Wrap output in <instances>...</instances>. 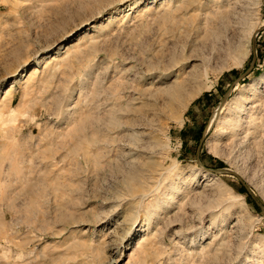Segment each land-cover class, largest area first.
I'll return each mask as SVG.
<instances>
[{
	"label": "rangeland",
	"instance_id": "1",
	"mask_svg": "<svg viewBox=\"0 0 264 264\" xmlns=\"http://www.w3.org/2000/svg\"><path fill=\"white\" fill-rule=\"evenodd\" d=\"M123 1L0 0V264H136L130 253L155 230L164 251L143 264H264V0ZM66 37H84V60L54 70ZM187 72L201 94L186 110L166 105L163 91ZM129 101L140 111L111 127L109 112ZM90 111L99 123L82 138ZM173 166L182 174L171 180ZM134 170L151 188L127 185Z\"/></svg>",
	"mask_w": 264,
	"mask_h": 264
},
{
	"label": "bare ground",
	"instance_id": "2",
	"mask_svg": "<svg viewBox=\"0 0 264 264\" xmlns=\"http://www.w3.org/2000/svg\"><path fill=\"white\" fill-rule=\"evenodd\" d=\"M212 1V0H211ZM230 1V0H229ZM129 2V0H126V1H123L122 2V4H121V6H124L126 3H128ZM192 2V1H191ZM198 2V1H197ZM214 2H216L215 4H218L219 5V7H220V4H223V3H225L224 2V0H216V1H214ZM232 2V1H231ZM234 2H235V0H234ZM233 2V3H234ZM187 3H189V0H188V2ZM186 3V4H187ZM194 3V2H193ZM230 3V2H229ZM191 4V3H190ZM237 4V3H236ZM260 5V4H259ZM221 6H223V7H225V6H229L228 4H224V5H221ZM187 7V6H186ZM204 7V6H203ZM218 7V8H219ZM223 7H222V9H223ZM221 8V7H220ZM226 8V7H225ZM235 8V7H234ZM182 10V9H181ZM188 10V9H187ZM229 10V9H228ZM228 10H226V11H228ZM223 11V10H222ZM225 11V10H224ZM225 11V12H226ZM175 14V13H174ZM206 16V15H205ZM212 17V16H211ZM207 24V23H206ZM205 26V25H204ZM256 27H253V30L255 29ZM251 30V29H250ZM255 31V30H254ZM251 33V32H250ZM83 39H84V37H79L78 39H73V40H71V39H69V37H66L65 38V40H64V42H66V44H68L67 46V49H66V51H64V53L63 54H65L64 56H60L59 57V59H58V63L55 65V69L54 70H56L57 68L56 67H63V66H71V64H74V63H77V65H79V63H81L84 59H83V45L82 46H79V45H81V43H82V41H83ZM63 42V43H64ZM63 43L61 44L60 43V47L58 48V49H61V48H65L66 47V45H64L63 46ZM82 47V48H81ZM53 60V59H52ZM49 62V61H48ZM39 63H40V60H37L36 61V65H34V68L32 67V70H31V73L28 75V77H27V79L25 80V81H27V82H31L32 81V76L35 74V73H37V72H39L40 70L38 69V65H39ZM56 63V62H55ZM48 64V63H47ZM47 64L45 65V67L47 66ZM74 66V65H73ZM63 68H65V67H63ZM68 68V67H67ZM43 69H45L46 70V68H43ZM66 69V68H65ZM69 69H70V67H69ZM44 70V71H45ZM48 70V69H47ZM51 71L53 70V69H50ZM49 70V74H48V72L47 73H43L45 76H43V74H42V76H41V78L40 79H38V81H36V83L38 82V83H42L43 84V86H44V83H46V82H44V81H48V80H45V78H47L48 76H50V78H51V75H52V73H51V71ZM63 71V70H62ZM166 76H168V75H166ZM44 77V78H43ZM199 78V76L197 75V74H193V73H190V72H187L184 76H181V75H179V73L176 75V77L174 78V80L172 81V83L168 86V87H166V89L163 91V92H165V94H166V99H167V101H166V105L167 104H171V105H176L177 106V104H179V106H181V107H183V109H185L186 110V108L189 106V104H190V102L194 99V98H196L197 96H199L200 94H201V92H202V89H197V90H195L194 92H190L189 91V86L192 84V82H197V79ZM167 79V77H160V81L162 80V81H164V80H166ZM33 80H35V79H33ZM36 80H37V78H36ZM16 82V80H14V81H12V83L10 82V85H11V87L8 89V91L6 92V95L7 94H9L10 92H11V90H13V88L15 87V83ZM34 84H35V82H33ZM34 84H33V86H34ZM48 84V83H47ZM46 84V85H47ZM37 85V84H36ZM40 86V85H39ZM42 86V85H41ZM50 86V85H49ZM36 87V86H35ZM208 87V86H207ZM200 88V87H199ZM33 89V88H32ZM38 89H40V88H38ZM163 90V89H162ZM4 98H5V96H3ZM131 97V96H130ZM133 98H134V100H136V96L134 97V96H132ZM133 98H131V99H133ZM131 99H130V101H131ZM133 100V101H134ZM129 101V102H130ZM131 103L132 102H130V103H128L129 105H127V106H125V107H123V105H122V109L120 108V109H117L116 111L114 110L113 112H112V110H111V112H109V113H112L111 115L112 116H110V118L108 119L109 120V123L111 124H109L111 127H113V126H117L121 121L119 120L120 118L119 117H121V116H118V113H119V115L121 114V111H124L123 112V114L124 113H132V114H134V117H135V113H138V111H140V107H138V105L137 106H135V104H133L132 103V105H131ZM136 103V102H135ZM137 104V103H136ZM94 106V105H93ZM238 107V106H237ZM10 108V107H9ZM95 109H96V107H95ZM114 109V108H113ZM118 110H120V111H118ZM180 110V109H179ZM242 110H243V106L241 105V106H239V108H238V113H240V112H242ZM75 111V110H74ZM91 111H93V110H91ZM90 111V112H91ZM110 111V110H109ZM89 112V113H90ZM94 112H98V111H93V113ZM183 112V111H182ZM93 113L91 112L90 113V115H85V117H84V115H83V117H80V119H79V125H80V130L79 131H81L82 133H79L78 135L79 136H81L82 138L83 137H85V130L87 129L86 127L88 126V124L89 123H92V121H94L95 122V120H94V118L95 117H93V116H96V115H93ZM81 114V113H80ZM91 114L93 115V116H91ZM131 114V116H133ZM79 115V114H78ZM98 115V114H97ZM81 116V115H80ZM97 117V116H96ZM100 117V116H99ZM134 117H131V118H128V120L126 121V122H128L127 123V125H131L132 126V128H133V124L135 123V121H136V118H134ZM237 117V116H236ZM82 118V119H81ZM101 118H103V117H101ZM96 119V118H95ZM97 120H98V118H97ZM102 120V119H101ZM105 120V119H104ZM107 120V119H106ZM240 121V118H239V116H238V118L237 119H232V124L231 125H233V126H235V127H237L238 125V122ZM93 122V123H94ZM98 122V121H97ZM97 122H95V123H97ZM106 122V121H105ZM92 123V124H93ZM99 123V122H98ZM97 123V124H98ZM101 123V122H100ZM103 123V122H102ZM122 123V122H121ZM91 124V125H92ZM96 124V125H97ZM121 125V124H120ZM93 126V125H92ZM102 126V125H101ZM99 128V127H98ZM130 128V127H129ZM135 128V127H134ZM92 129V128H91ZM114 130V129H113ZM79 131H77V132H79ZM165 131V130H164ZM101 132V131H100ZM99 132V130H95L93 133L91 132V134L90 135H88V137H89V139L91 140V142L92 143H94V146H95V154H96V156L97 157H100V156H104V152L106 151V149H104V147H105V142H106V139H104L105 138V136L103 135L104 133L103 132H101L100 133ZM134 134V133H133ZM132 134V135H133ZM107 136V135H106ZM126 136V135H125ZM145 136H147V135H145ZM111 137V136H110ZM94 139V140H93ZM110 141V140H109ZM115 141V140H114ZM71 142V141H70ZM108 144V143H107ZM110 144V143H109ZM90 148V147H89ZM105 148H107V146L105 147ZM93 149V148H92ZM132 149V148H131ZM83 151V150H82ZM128 151V150H127ZM130 151V150H129ZM131 151H133V150H131ZM130 151V152H131ZM135 151V150H134ZM152 153H154L153 151H151ZM127 153V152H126ZM156 153V152H155ZM124 154V153H123ZM128 154H131V153H129L128 152ZM86 155H87V153H86ZM119 156V155H118ZM87 158H88V155L86 156ZM143 160V159H142ZM55 166V165H54ZM180 170V168L179 167H177V166H173V168H167L166 169V173H168V177H169V179H171V180H173L172 179V176H179V175H181L182 173L179 171ZM162 171H164V170H162ZM139 172H140V170H139ZM139 172H137V171H130L129 172V176L127 177V179L125 180V182L127 183V185L129 186V185H131L132 183H134V182H136V180H140L139 181V184L142 186V185H148V187H149V182H151L150 180L151 179H149V178H147L146 176H144L143 175V173H139ZM181 173V174H180ZM41 176V175H40ZM141 176V177H140ZM34 177H36V176H34ZM39 177V176H38ZM37 177V178H38ZM42 177V176H41ZM32 178V177H31ZM153 178V177H152ZM176 178V177H175ZM40 179V178H39ZM38 179V180H39ZM31 179H29V181L27 180V182L26 183H24V184H28V182L29 183H31V185H33L32 183H33V180H35L36 181V183H37V180H36V178L35 179H33L32 180V182L30 181ZM26 181V180H25ZM24 181V182H25ZM39 181H41V180H39ZM38 181V182H39ZM68 182V181H67ZM64 183V182H63ZM23 184V185H24ZM34 184H35V182H34ZM38 184V183H37ZM44 184V183H43ZM22 185V186H23ZM27 187H28V185H26ZM38 186V185H37ZM152 186H153V184H152ZM29 187H30V185H29ZM28 187V188H29ZM31 187H33L34 188V186H31ZM31 187L29 188V189H31ZM149 188H151V186L149 187ZM159 188V187H158ZM176 189H177V187H176ZM205 190V189H204ZM153 191H154V189H152L150 192H146V190H145V192H143V193H141L138 197H140V199L141 200H144L145 198L147 199V197H149V196H152V194H153ZM187 191H189L188 189H187V185L185 186V193L187 192ZM155 192V191H154ZM172 192H170V191H168V189H166L165 191H164V197H166L168 194H171ZM155 194V193H154ZM173 194V193H172ZM175 194V193H174ZM187 196V195H186ZM196 197V196H195ZM169 198H170V196H169ZM173 198V197H172ZM156 199V198H155ZM160 199V198H159ZM171 199V198H170ZM152 200V199H151ZM163 197H161V199L160 200H158V201H156L155 200V202L153 203L152 201H151V203H152V211H149V213L148 214H146L148 211V209H146V212H145V215L143 216V218H144V221L146 222L147 221V224H148V228H150L152 225H153V223H155L156 225H158V220H159V218H160V206H163ZM186 200V199H185ZM170 201H172V200H170ZM191 202H192V200H190ZM194 201V200H193ZM144 202V201H143ZM147 202V201H146ZM188 202H189V200H188ZM193 203V202H192ZM192 203H189L191 206H193V204ZM141 204V203H140ZM143 204V203H142ZM167 204V203H166ZM169 204V203H168ZM168 208V206H166V209ZM136 211V210H135ZM163 218V217H162ZM101 220V219H100ZM131 220H133V222H132V224H131V226L133 227V226H135L134 228H136L139 224L137 223L138 222V218L136 217L135 218V216H131ZM130 220V221H131ZM170 222V221H169ZM172 222V221H171ZM158 228V227H157ZM162 228V227H161ZM159 230V229H158ZM234 231V230H233ZM152 233V232H151ZM151 233H148L147 235L145 234V235H143V236H141L140 237V239L137 241V243H136V247L134 248V250L130 253V257H132L133 256V254H134V252H137V253H139L140 255H142V257H144V255L146 254V256L144 257L145 258V260H144V263L145 262H147V260L148 261H150V259H147L146 260V257H148L149 258V255L151 256V254H152V252H151V250H152V248L154 249V247H156L157 246V244L159 243V233L157 232V230H155L152 234ZM161 233H163V232H161ZM178 232H176V234H177ZM225 233H226V231H225ZM228 233H229V231H228ZM228 233H227V235H228ZM108 235V234H107ZM162 235V234H161ZM161 237V236H160ZM226 237V236H225ZM228 237H230L229 235H228ZM231 238V237H230ZM229 238V239H230ZM225 239V238H224ZM226 239H227V237H226ZM228 239V241H231V240H229ZM161 241V240H160ZM223 241V240H222ZM228 241L226 240V242L228 243ZM163 242V241H162ZM121 243V242H120ZM161 244V243H160ZM106 245V244H105ZM156 245V246H155ZM159 245V244H158ZM102 246V245H101ZM100 246V247H101ZM122 245H119L118 246V248L119 247H121ZM160 246V245H159ZM225 246V245H224ZM103 248H105V246L103 245L102 246V249ZM140 248V250L141 251H136L137 249H139ZM157 248V250L160 248L161 249V251H164V250H162V248L161 247H156ZM155 248V249H156ZM100 249L101 248H98V250H99V252H100ZM101 249V250H102ZM105 250V249H104ZM104 250H102L101 251V254H100V256L102 255V252H104L105 253V251ZM108 250V249H107ZM160 251V250H159ZM159 251H158V253H159ZM161 251H160V253L159 254H161ZM149 252H151V254L149 253ZM155 252H156V250H155ZM137 253H136V257H140L139 256V254H138V256H137ZM142 253V254H141ZM147 253H149L148 255H147ZM154 253V252H153ZM97 254V253H96ZM95 254V255H96ZM98 255V254H97ZM153 255V254H152ZM157 255V254H156ZM99 256V255H98ZM217 256V255H216ZM97 257V256H96ZM106 257V256H105ZM142 257H140L139 258V260H141V258ZM157 257V256H156ZM151 259H154V257L153 256H151ZM157 259V258H156ZM138 260V259H137ZM138 260V261H139ZM155 260V259H154ZM154 260H153V262H154ZM137 261V262H138ZM137 262H136V264H137ZM140 263L141 262H143V260H141V261H139ZM138 262V263H139ZM127 264V263H126ZM141 264H143V263H141Z\"/></svg>",
	"mask_w": 264,
	"mask_h": 264
},
{
	"label": "water",
	"instance_id": "3",
	"mask_svg": "<svg viewBox=\"0 0 264 264\" xmlns=\"http://www.w3.org/2000/svg\"><path fill=\"white\" fill-rule=\"evenodd\" d=\"M222 106H223V104H221V105H220V107H219V109H218V110H220V109L222 108ZM217 171H218V170H217Z\"/></svg>",
	"mask_w": 264,
	"mask_h": 264
}]
</instances>
